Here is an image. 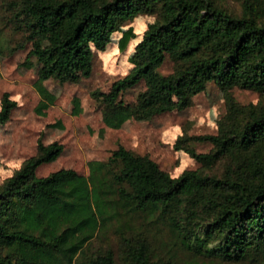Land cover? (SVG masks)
Returning a JSON list of instances; mask_svg holds the SVG:
<instances>
[{"label": "trees", "instance_id": "obj_1", "mask_svg": "<svg viewBox=\"0 0 264 264\" xmlns=\"http://www.w3.org/2000/svg\"><path fill=\"white\" fill-rule=\"evenodd\" d=\"M241 7L238 15L213 0L18 4L13 18L30 44L27 56L39 65V79L61 84L88 79L94 51L105 50L126 22L155 15L134 48L132 70L107 93H96L105 105L103 120L119 128L129 119L183 111L213 84L225 95L226 114L216 134L192 138L210 143L211 151L196 153L181 145L182 138L174 148L202 167L225 166L220 175L187 170L173 178L147 156L119 148L105 163L89 162L88 177L71 169L37 177L38 167L63 151L58 143L38 142L36 154L0 182V264H73L124 209L160 211L183 246L210 260L241 264L252 252L264 254V0H242ZM166 58L178 68L163 76L158 70ZM141 82L145 90L125 104L122 94ZM233 88L257 93L261 103L239 105L229 94ZM53 101L45 92L37 111ZM16 105L3 94L0 126ZM126 244L125 264H173L151 260L146 243ZM91 264L113 263L108 254Z\"/></svg>", "mask_w": 264, "mask_h": 264}, {"label": "rangeland", "instance_id": "obj_2", "mask_svg": "<svg viewBox=\"0 0 264 264\" xmlns=\"http://www.w3.org/2000/svg\"><path fill=\"white\" fill-rule=\"evenodd\" d=\"M21 1L0 0V101L7 93L17 104L9 121L0 126V182L36 154L38 142L58 143L63 151L54 162L38 167L37 177H46L61 169H71L88 177L89 162L105 163L119 148L147 156L173 178L187 170L206 175L223 172L225 161L205 168L184 151L174 148L177 139L182 138L181 145L196 153L211 151L210 143L196 142L192 138L216 134L226 114L225 95L213 84H208L183 111L141 121L129 119L119 128H110L103 120L105 105L96 93H107L115 81L132 70L130 59L134 48L142 40L147 26L154 22L155 15H143L126 22L111 36L105 50L94 51L93 71L88 79L61 84L39 79L38 63L27 56L30 44L25 42V35L13 18ZM213 1L235 14L241 12L242 0ZM177 68L174 61L166 58L158 72L166 76ZM144 90L141 82L125 91L121 99L125 104H134ZM45 92L50 93L54 101L46 109L37 111ZM229 94L242 106L261 103V97L253 91L233 88ZM109 170L116 172L117 168ZM127 241L146 243L151 260L160 263L227 264L202 257L183 246L160 211L136 213L126 209L84 246L73 264H91L108 254L113 264H125ZM263 263L264 254L252 252L241 264Z\"/></svg>", "mask_w": 264, "mask_h": 264}]
</instances>
